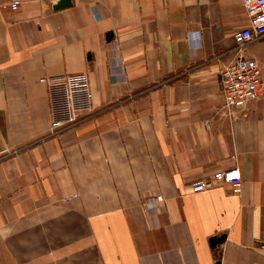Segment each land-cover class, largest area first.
Here are the masks:
<instances>
[{"label":"crops","instance_id":"obj_1","mask_svg":"<svg viewBox=\"0 0 264 264\" xmlns=\"http://www.w3.org/2000/svg\"><path fill=\"white\" fill-rule=\"evenodd\" d=\"M11 1L0 0V264H264V96L217 110L242 1ZM252 45L243 54L264 79V39ZM79 73L93 110L53 133L40 79ZM234 167L240 194L213 179Z\"/></svg>","mask_w":264,"mask_h":264},{"label":"built area","instance_id":"obj_2","mask_svg":"<svg viewBox=\"0 0 264 264\" xmlns=\"http://www.w3.org/2000/svg\"><path fill=\"white\" fill-rule=\"evenodd\" d=\"M241 1L247 12L248 23L235 31L233 38L238 55L222 67L219 77L224 103L217 110L224 116H232L237 109L245 108L250 102L264 96L262 67L256 58L243 54L253 42L264 36V0ZM21 3L22 0H12L3 7L17 10ZM114 49L118 51L119 44ZM40 81L48 89L53 133L70 128L93 110L92 91L86 73L71 74L60 81H52L47 77ZM213 179L230 184L235 194L242 192L243 178L238 167L217 171ZM163 201L162 194L150 195L146 198L145 206L151 208Z\"/></svg>","mask_w":264,"mask_h":264},{"label":"water","instance_id":"obj_3","mask_svg":"<svg viewBox=\"0 0 264 264\" xmlns=\"http://www.w3.org/2000/svg\"><path fill=\"white\" fill-rule=\"evenodd\" d=\"M72 4V0H58V2L54 5V9H63ZM226 239V235L214 236L211 239V245L214 248H217L219 244H221Z\"/></svg>","mask_w":264,"mask_h":264},{"label":"rangeland","instance_id":"obj_4","mask_svg":"<svg viewBox=\"0 0 264 264\" xmlns=\"http://www.w3.org/2000/svg\"><path fill=\"white\" fill-rule=\"evenodd\" d=\"M262 39H264V36H263L262 38H260L259 40H257V41H260V40H262ZM257 41H255V42H257ZM255 42H253L252 44H254ZM252 44H251V45L245 50L246 53L249 54V53L251 52V50L256 51V47H255L254 45H252ZM245 51H244V52H245ZM244 52H243V53H244Z\"/></svg>","mask_w":264,"mask_h":264}]
</instances>
